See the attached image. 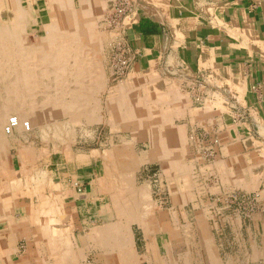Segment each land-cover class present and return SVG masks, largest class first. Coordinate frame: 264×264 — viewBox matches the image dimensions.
I'll use <instances>...</instances> for the list:
<instances>
[{"label": "rangeland", "instance_id": "obj_1", "mask_svg": "<svg viewBox=\"0 0 264 264\" xmlns=\"http://www.w3.org/2000/svg\"><path fill=\"white\" fill-rule=\"evenodd\" d=\"M9 1L8 5L0 0V33L15 27V19L10 18L13 17L11 9H20L28 23L20 31L25 34L27 43L18 54L26 57V71L40 72L33 49L44 37L49 21L44 20L45 25L33 26L24 1ZM117 2L103 0L98 18L92 22L100 44L90 57L97 62L102 91L98 93L100 96L93 109L90 107L91 113L96 114L95 121H89V108H80L69 102L70 91L62 93L66 87L75 86L73 73H76V67L72 65L79 63V58H74L77 52L72 50L65 36H60L56 38L58 47L67 49L62 51L64 54L70 52L71 57L67 56V63H64L59 56L45 53L48 64L42 67L49 73L40 79L48 95L60 98L55 99V103L63 102L65 107L55 111L50 118L39 117L34 125L30 118L23 116L24 121L30 122V127L20 133L17 130L9 134L1 131L15 161L12 218L15 220V252L12 260L17 263L27 261L30 255L28 238L42 236L39 229L34 231L36 226L29 228L27 219L31 206L37 215L38 227L47 228V240L53 248L46 251L37 240L40 257L53 260L50 264H54L55 248L63 250L66 247L64 236H68L80 250L85 249L83 264H101L86 235L112 215L115 217L112 195L121 200L132 194L137 200L138 216L149 225L146 231L136 221L129 223L139 264H264V227L261 222L264 219V182L261 180L255 187L242 183L231 186L209 172L213 171L220 149L217 132L198 127L188 134L189 142L195 143V155L192 160L187 159L186 164L180 163L185 166L184 169L180 165L182 172L186 170L181 174L167 169L164 163L139 165V148L146 149L145 143L139 141V131L134 127L124 128L123 120L106 110L109 92L126 79L136 61L125 32L126 16L118 12ZM38 55L39 58L40 52ZM54 58L57 64L52 62ZM55 66L62 72L60 78L67 81L66 85L56 82ZM6 68L0 63V105L6 100L9 82L17 78V72H23L20 66L9 67L16 72H10L11 75H7L10 77H6ZM43 95L36 93V101H43ZM194 103H202L198 92ZM44 175L47 177L43 178ZM43 218L49 221L42 223ZM33 231L35 235L30 234ZM251 239L256 244L251 243ZM253 245L260 252H252ZM209 246L213 249L215 262L210 259ZM169 249L170 254L167 253Z\"/></svg>", "mask_w": 264, "mask_h": 264}, {"label": "crops", "instance_id": "obj_2", "mask_svg": "<svg viewBox=\"0 0 264 264\" xmlns=\"http://www.w3.org/2000/svg\"><path fill=\"white\" fill-rule=\"evenodd\" d=\"M23 1L33 26L74 18L82 14L81 9L99 13L103 2ZM132 2L125 32L136 61L107 99L137 100L139 115L151 113L162 121L157 131L151 129L153 124L139 126V141L146 146L139 148V165L168 159L186 164L195 155L188 134L201 127L219 135L218 158L209 171L219 181L254 187L264 182V0ZM197 92L200 104L194 103ZM152 131L165 133L163 140L172 139L166 143L170 149L166 156ZM14 171V156L8 147L0 146V264L15 263V241L10 235ZM261 222L264 227V219ZM255 250L260 252L253 245Z\"/></svg>", "mask_w": 264, "mask_h": 264}, {"label": "bare ground", "instance_id": "obj_3", "mask_svg": "<svg viewBox=\"0 0 264 264\" xmlns=\"http://www.w3.org/2000/svg\"><path fill=\"white\" fill-rule=\"evenodd\" d=\"M101 1L103 0H100V4H101ZM2 2L8 5L10 4L9 0H1V3ZM82 2H84V0ZM83 4L84 3H82V6H84ZM11 10L13 11L12 12L13 17L10 16V18H12L13 20L15 19L17 21L14 20L15 27L13 29L8 30L6 32L2 31V33H0V45H1L0 46V53H1L0 56H2V58H0V63L8 67L6 68L7 73H4L6 77H10V76H7V75H11L10 72L11 73L14 71L16 72L15 69L10 70L9 67H15V66L19 67L20 66L21 68H23L22 69L23 72H17V75H16L17 78L14 79L12 83L9 82V85H7L6 87L7 88L6 89V93H7L6 100L2 105H0V146H3V147L6 146L7 143H4V139L2 138V132H1L2 129L4 130V133H7V134L12 133L14 130H17L18 132L21 130L24 131L26 129H29L28 127H30V122L24 121V119L22 118L23 116L30 118L32 125H34V123L38 121L39 117L50 118V115L54 114L55 111H58V109L65 107L63 102L61 104L57 102L55 103V99H60V98L52 96V95H48V91L42 87V84H44V82L40 79V77H42L43 75H47L49 73L48 71H46V68H45L47 67V64H48V63L46 64L47 57L45 56V53L59 56L64 63H67V59H68L67 56L71 55V54L69 55L70 52L68 53L66 52L65 54L63 53L62 50L67 51V49H64V48L60 49L58 47L57 45L58 37L65 36L67 42L70 43L72 50L74 52H77V54H75L76 56L75 57L73 56V57L76 59L78 56L79 58V63H75L74 66L72 65V67H76V70H75L76 73H73L74 74L73 76L75 77V81H76L74 82L75 83L74 88L70 89L66 87L64 91L62 90V93L69 92V91L71 92V94L69 95L70 97L69 102H72V104H75L77 107L90 109V107L92 108L94 102H96L97 98H99L98 96H100V94L98 93H102L101 74L97 70V66H96L97 62L93 61V59L95 60V58L90 57V53L91 52L93 53V50H96L100 44L98 32L93 31V27H92V22L94 18L98 17L97 15L99 13H96L95 11L92 12L91 10H89L90 13H87L89 11H84L83 9H81L82 14L79 16H74V18H71L68 20L65 19L63 21L62 20H55V21L49 20V22L46 24L44 37L40 38L39 40L40 42L38 41V43L36 44V47L33 49L34 51H36L35 56L33 55L35 58L34 60L37 59L36 61L38 62L36 63H37V66L41 67V71L37 72L33 70L34 71L33 72L31 70L30 72H28L29 70L26 71L28 69L27 68L28 64L26 63V57L25 56L22 57L20 54H18L20 53L19 51L24 50L25 44L27 43V40L25 39L26 38L25 34H20L22 33L20 31L24 30L23 28L27 21L25 22L26 20L25 15L24 13L21 12L20 9L12 8ZM39 52L41 55L38 58ZM52 62L57 64V60L55 58ZM42 66H45L44 67L45 69H43ZM53 69H54V75L57 78L56 82L66 85L67 81L65 79L62 80L60 78V75L62 74V72L58 69V67L55 66L53 67ZM58 76L60 79L58 78ZM90 79H92L91 82L88 81ZM46 88H48V86ZM36 93L44 94L43 99H42L43 101H40V102L36 101V96H35ZM45 93H47V95ZM65 97L66 96H63L64 99H66ZM125 98L126 97H123V98H120L119 100L106 98L107 99L106 104H105L106 110L112 116H115L116 118H121L123 120L122 125L126 129L127 128L131 129L134 127V129L139 131V126L141 127V126H144V124L146 125L147 123H149V124H153V126L151 125L152 126L151 129L155 131L157 129V124L162 121H160L159 118L155 117V115H152L151 113L139 115V108H138V106L140 105L139 102L137 100L133 101L131 99H125ZM92 109H90V112L89 110L87 111V114H88L87 116L89 118V121H93V120L95 121L96 114L94 113V111L93 113H91ZM10 113H13V115L9 116ZM13 116L16 117V120H17L16 125L10 128L9 130H6V126L8 125L9 118ZM93 117L94 119H92ZM25 123H27L28 125L27 127L25 126ZM151 134H153L154 138H156L154 139V141L157 140L158 142L157 144H159L160 149L162 150L161 151L162 154L164 153V156H166L167 151H168V147L166 143H168V141H171L172 139L169 140V139H166L165 137L166 140H163L162 136L163 134H165L163 132L162 133L153 132ZM155 143L156 142L152 144L155 146L157 145ZM172 147L174 148L173 145ZM150 155H152V153ZM180 156L181 154L179 155V157ZM178 162L173 161L172 159H168L164 163V166H166L167 169L170 168L182 174L186 170L182 172V168H180L181 167L180 165H182L184 169H185V166ZM45 177L47 176L44 175L43 178ZM29 195H30L29 197H31V194ZM111 203L113 206L112 209H113V212L115 213L114 214L115 217H113L112 215V217H109L108 219L106 218L107 221L103 222L102 225L98 226L97 228L93 230L92 229L89 230L86 235V238L88 242L92 244V247H95L96 257L99 261H101V264H139L138 258L135 254L136 251H134V248H133V243L131 239L132 235L129 231V223L131 221L132 222L136 221L146 231H148L149 225L145 223L141 217L138 216L137 200L134 195L132 194L128 195L127 197H124L121 200H119L116 195H112ZM27 220H28L29 228L34 229V227L36 226L34 231L39 229L40 234H42V236H38V237L37 235L35 237L30 236L28 238L29 243H30L29 258L27 259V261L23 260V261H19L20 263L15 262L14 264H24L25 263L24 261H26L25 264H50L53 260L49 261V259H47L44 256L40 257L39 253L37 252L39 250L38 249L39 243L37 242V240L41 241L40 245H42V247L46 251L48 250L52 251L53 248H51L47 240V235H46V233L48 232L47 228L45 226L43 228L42 225L40 226L41 228L38 227L37 215H35L34 210L32 209L31 206L28 208V219ZM63 220H65V217L63 218ZM46 221H49V220L44 219V218L41 220L42 223ZM10 226H12V228H10L11 230L10 235L11 237H13L15 241V236H14L15 220H13L12 218L10 220ZM34 231L31 233L29 232V233L35 235ZM64 238H65L66 247L60 251L57 248H55L54 264H59V263L60 264H63V263L64 264H74L75 262H80V264H83L82 261L84 260L83 258H85L83 250L85 251V249L80 250L78 248V245L75 244L76 242L74 243L72 240L69 239L68 236H64ZM205 239H207V236ZM209 249H210L209 252L212 254L213 249H211V247ZM152 251H155V250H152ZM168 252L170 254V249L167 250V253ZM211 254H210V259L212 260V262H215V259L213 257L214 254L212 255Z\"/></svg>", "mask_w": 264, "mask_h": 264}, {"label": "built area", "instance_id": "obj_4", "mask_svg": "<svg viewBox=\"0 0 264 264\" xmlns=\"http://www.w3.org/2000/svg\"><path fill=\"white\" fill-rule=\"evenodd\" d=\"M117 4L119 5V9L118 12H120L121 16H126L128 15V13L132 10V8L134 7V4L132 2V0H118ZM131 50V49H130ZM131 53H133V55H135V51L133 52L131 50ZM16 117H10L9 118V122L8 125L6 126V130H9L10 128H12L13 126L16 125ZM25 126L27 127V123H25Z\"/></svg>", "mask_w": 264, "mask_h": 264}]
</instances>
